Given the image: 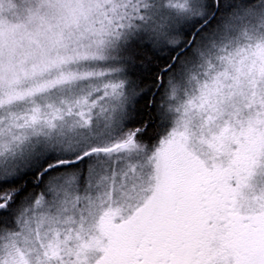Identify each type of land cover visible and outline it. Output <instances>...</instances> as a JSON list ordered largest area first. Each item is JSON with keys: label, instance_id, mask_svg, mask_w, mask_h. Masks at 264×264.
Returning a JSON list of instances; mask_svg holds the SVG:
<instances>
[{"label": "snow or ice", "instance_id": "obj_1", "mask_svg": "<svg viewBox=\"0 0 264 264\" xmlns=\"http://www.w3.org/2000/svg\"><path fill=\"white\" fill-rule=\"evenodd\" d=\"M0 264H264V0H0Z\"/></svg>", "mask_w": 264, "mask_h": 264}]
</instances>
